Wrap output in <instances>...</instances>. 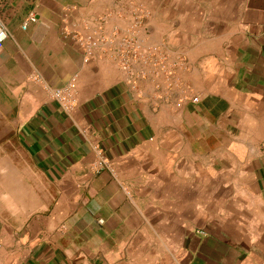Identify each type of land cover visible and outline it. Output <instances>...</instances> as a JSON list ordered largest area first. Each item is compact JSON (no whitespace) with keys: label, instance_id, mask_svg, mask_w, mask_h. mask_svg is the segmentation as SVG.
Here are the masks:
<instances>
[{"label":"crops","instance_id":"0c3cea01","mask_svg":"<svg viewBox=\"0 0 264 264\" xmlns=\"http://www.w3.org/2000/svg\"><path fill=\"white\" fill-rule=\"evenodd\" d=\"M0 21V264H264V0H0Z\"/></svg>","mask_w":264,"mask_h":264},{"label":"built area","instance_id":"2783aa9c","mask_svg":"<svg viewBox=\"0 0 264 264\" xmlns=\"http://www.w3.org/2000/svg\"><path fill=\"white\" fill-rule=\"evenodd\" d=\"M134 25H138L136 22ZM8 34L7 31L0 21V52L3 48L4 41L7 39ZM79 45L84 54V60L89 61L93 53L96 49L99 48L100 44L103 43L102 39L99 37L92 38H79ZM113 44V43H111ZM110 50L113 52L112 58L113 61L118 65V67L128 76L134 77L133 80L136 82L140 80L143 75L142 74H134L132 73V60L140 57V47L137 45L136 41L133 39H122L120 44L110 45ZM145 62L149 64H153L157 71L165 74V80H167L171 76V67L168 68L167 58H162L161 61H156V56L159 54L157 48H152L145 50ZM150 56V59H149ZM175 66H180V68L185 67V62H183L179 57L177 61L174 63ZM172 66V65H171ZM134 84V83H132ZM77 76H74L65 86L55 89L52 91V97L54 101H56L59 106L68 111L73 109L77 104ZM193 102H196L197 99L193 98ZM100 167H107L106 163L101 161L98 163ZM101 222V221H100Z\"/></svg>","mask_w":264,"mask_h":264}]
</instances>
